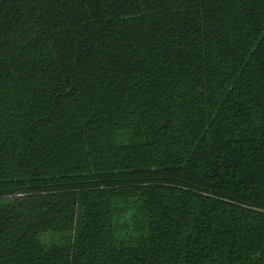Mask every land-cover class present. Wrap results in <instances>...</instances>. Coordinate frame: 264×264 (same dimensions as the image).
Instances as JSON below:
<instances>
[{"label":"trees","instance_id":"trees-1","mask_svg":"<svg viewBox=\"0 0 264 264\" xmlns=\"http://www.w3.org/2000/svg\"><path fill=\"white\" fill-rule=\"evenodd\" d=\"M0 264H264V0H0Z\"/></svg>","mask_w":264,"mask_h":264}]
</instances>
